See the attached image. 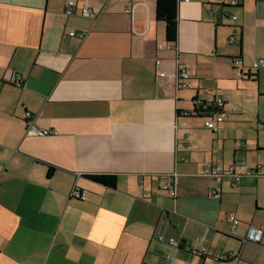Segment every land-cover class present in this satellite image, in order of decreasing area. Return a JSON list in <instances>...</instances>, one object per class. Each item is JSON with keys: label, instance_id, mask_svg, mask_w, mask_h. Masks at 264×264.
<instances>
[{"label": "crops", "instance_id": "obj_1", "mask_svg": "<svg viewBox=\"0 0 264 264\" xmlns=\"http://www.w3.org/2000/svg\"><path fill=\"white\" fill-rule=\"evenodd\" d=\"M253 3L264 34V0ZM66 4L0 0V264H264V234L247 240L264 231V67L249 76L264 54L246 66L245 0H181L173 48L157 0H76L72 15ZM226 8L242 20L216 47ZM215 100L228 117L216 132L192 115ZM27 112L50 133L30 134ZM217 164L236 175L205 174ZM89 173H114L117 187Z\"/></svg>", "mask_w": 264, "mask_h": 264}, {"label": "built area", "instance_id": "obj_2", "mask_svg": "<svg viewBox=\"0 0 264 264\" xmlns=\"http://www.w3.org/2000/svg\"><path fill=\"white\" fill-rule=\"evenodd\" d=\"M229 3L230 5L232 6H238L240 4V0H229ZM77 4H76V0H67V4H66V13H68L69 15H72L75 13V8H76ZM82 13L86 16H91L94 14V10L92 8H88V7H85L82 9ZM234 19H237V16L233 15L232 16ZM72 36H79V37H84V33H78L76 34L75 32H72L71 33ZM163 46L161 45H158V49H162ZM161 63V59H157L156 60V64L157 65H160ZM177 63V71H178V76L180 79H188L189 78V75L186 71V68L184 67V65L181 63V62H176ZM236 63H240V60L236 61ZM261 67H264V59H260L258 61H256L253 65V68H261ZM162 76L165 74L163 72L160 73ZM186 87H189V85L186 84ZM217 103L220 105V106H223V101L221 100H218ZM235 111V110H234ZM26 116H27V119H28V132L30 134L34 133V134H37V135H48L50 132L49 131H46V130H40V129H37L33 123H32V118H33V115L31 112H27L26 113ZM227 119V116L226 114H219V115H215V116H212V117H206L204 119V126L209 129V130H212V131H217L219 129V124L224 122L225 120ZM189 139V137H188ZM187 148H190L189 145H186ZM253 172H256V170H253ZM205 174L206 175H216V176H231V175H236L235 174V169L234 167H224L223 165H214V166H208L206 167L205 169ZM143 183V181H142ZM159 184H160V187L166 191H168L170 193L171 196H176V190H175V182L172 181V182H167L164 178L162 179H159ZM232 186L233 187H238V181L235 180L233 183H232ZM73 197L76 198V199H80V200H85L86 199V195L84 192H82V190L80 188H76L74 189V192H73ZM227 221L230 223L232 229H235L237 228V226L240 224V219L237 217V215L231 213V214H228L227 216ZM264 234V231L263 229L261 228H258V227H255V226H251L250 229H249V233H248V236H247V240L248 241H251V242H254V243H260L261 240H262V236ZM158 239L160 241H164V242H167L168 244L170 245H173V246H178L179 245V242L177 239L173 238V237H170V238H166L164 236H159ZM169 258V256H168ZM216 260H221V261H224L226 263H229V261L232 259V256L231 255H228V256H222V255H219L217 257H215Z\"/></svg>", "mask_w": 264, "mask_h": 264}, {"label": "rangeland", "instance_id": "obj_3", "mask_svg": "<svg viewBox=\"0 0 264 264\" xmlns=\"http://www.w3.org/2000/svg\"><path fill=\"white\" fill-rule=\"evenodd\" d=\"M253 5H254L253 0H245V6H244L243 11L246 13L247 18H246L245 25H243L244 26V39H243L242 50L244 53V60L247 64L246 66L252 65L254 63L255 59H258V57L261 54H264V34H257V32L255 31V14H254L255 9H254ZM232 7H235V6H232ZM231 14H238V17H237L238 19L236 21H232V20L227 19L226 16L230 17V19H232ZM241 20H242V10H240V9L237 10L236 8H226L225 9L224 23L221 24L222 28L220 30V36H219V31L216 32V47H217L218 42H219V37H220L221 45L224 42H226L228 46L230 45V43H229L230 35H229L228 27L233 26L234 24H237ZM229 22H231V23H229ZM214 35H215V32L213 29V31L211 32V38L213 40V43L215 40ZM236 44H237V41H236ZM235 46H237V45H235ZM236 65L242 66L241 62L239 64H236ZM256 70H257L256 68H252V73H253V75H251L252 79L257 78L256 77V74H257ZM262 72H264V68L261 69V73ZM211 80H212V78L205 79L203 81V84H211L212 83ZM255 83L257 84V82H255ZM260 86L262 89H264V84L261 83V81H260ZM199 118L200 117H197V119L195 118V122L202 123V119H199ZM227 120H228V117L224 122H226ZM253 155L254 156H248V158H244L243 164L250 165L252 161H255L257 156H256V154H253ZM262 159H264V154L261 155L260 160L262 161Z\"/></svg>", "mask_w": 264, "mask_h": 264}, {"label": "trees", "instance_id": "obj_4", "mask_svg": "<svg viewBox=\"0 0 264 264\" xmlns=\"http://www.w3.org/2000/svg\"><path fill=\"white\" fill-rule=\"evenodd\" d=\"M181 0H157L156 15L159 21L165 24V36L167 45H171L172 48L177 44L179 36V5ZM253 75V74H249ZM194 100H198L195 97ZM194 114L196 117H212L215 115L224 114V106H220L217 101L202 103H194ZM181 110H178L180 115ZM54 167H51L49 173L51 174ZM90 180L102 184L108 188H116L118 183V176L114 173H89L85 175Z\"/></svg>", "mask_w": 264, "mask_h": 264}]
</instances>
